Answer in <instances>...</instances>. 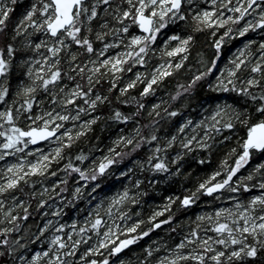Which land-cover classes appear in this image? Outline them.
<instances>
[{
	"label": "snow or ice",
	"instance_id": "6c2138e0",
	"mask_svg": "<svg viewBox=\"0 0 264 264\" xmlns=\"http://www.w3.org/2000/svg\"><path fill=\"white\" fill-rule=\"evenodd\" d=\"M205 5L202 7L199 0H27L9 32L10 17L19 3L0 0V39H4L0 47V161L15 157L0 168V264H74L80 245L93 240L92 233L94 243L79 255L81 264H126L119 254L163 225H169L168 237L143 246L138 264H246L247 258L256 257L258 250L264 249V38L248 39L236 48L223 69L217 67L226 38L264 31V0H205ZM178 24L183 25L179 32L174 28ZM205 29L215 38L213 55L208 59L201 55L203 70L197 68L187 86L179 84L171 100L192 93L214 75V70L219 75L208 82V88L235 93L236 97L231 103L214 104L211 114L198 121L188 116L175 132L161 136V122L178 116L187 103L171 107L170 102L160 100L148 107L147 115L152 119L141 123L137 117L144 115L146 98L185 66L195 33ZM42 48L44 52H40ZM113 49L118 51L108 54ZM18 50H31L36 55L17 60L21 74L13 87L11 74ZM155 55L160 59L149 67ZM134 65L142 68L119 87L121 95L115 100L134 104L135 109L126 113L113 105L107 116L108 120L131 122V132L115 136L107 152L87 167L74 162L69 154L61 166L63 179L51 184L31 179L56 175L53 163L64 160V152L72 147L74 139L86 136L103 116L100 113L82 120V114L112 104L109 95L121 75L132 72ZM106 75L108 94L96 90ZM138 84L143 85L139 95L130 96V90ZM164 104L168 106L162 107ZM66 122L72 123L66 126ZM237 128L244 134L234 146L229 145L218 167L189 194L168 196L165 205L147 217L144 227L141 225L145 221L140 218L128 223L132 219L128 205H136L138 197L146 194L141 187L144 180L137 176L133 181L129 176L132 167L115 173L130 181L131 187L102 195L104 179L113 174V166L145 146L146 158L135 161L140 172L147 169L179 176L184 174L182 161L188 153L208 150L207 156L199 159L204 164L206 159L211 160L213 145L218 143L214 134ZM177 141L179 150L170 158L168 150ZM41 142H48L49 150L38 147ZM254 157L258 160L251 169L238 175ZM88 159L89 154L82 150L75 156L79 162ZM72 173L80 182L73 184L65 207H74V202L90 189L99 197L92 210L82 224L77 219L71 226L45 219L32 231L29 221L34 214L61 216L64 209L60 205H55L53 213L47 211L49 200L52 196L66 199L61 194L69 192ZM224 191L238 194L227 197L234 201L231 207L202 212L196 220L205 224L189 227L179 240L171 238L175 220L170 210L176 200L182 208H188L200 195L216 200ZM244 193L248 195L241 199ZM88 203L92 205V199ZM165 212L169 214L159 218ZM42 240L46 244L40 250L29 251L31 245ZM97 255L100 258H93Z\"/></svg>",
	"mask_w": 264,
	"mask_h": 264
},
{
	"label": "trees",
	"instance_id": "16d2710c",
	"mask_svg": "<svg viewBox=\"0 0 264 264\" xmlns=\"http://www.w3.org/2000/svg\"><path fill=\"white\" fill-rule=\"evenodd\" d=\"M18 3L19 7L11 15L8 23L9 32H11V30L14 28V25L18 20L19 14L23 10L25 4L27 3V0H18ZM174 28L176 31L179 32L181 28H183V25L178 24L174 26ZM219 35L220 32L217 33V36ZM195 36L196 41L193 44V47L190 49L189 59L185 62V66L178 70L176 73H174L172 76L166 78L163 85L157 89V92L154 95H151L146 98V108L144 115L137 117V119H139L141 123H146L148 120L152 119L153 117H149L147 115L148 107L151 103H156L160 100L170 102L171 107H178L184 103H187L188 107L183 108L178 116L171 118V120L165 118L161 122V136L175 132L177 130L178 124L182 123L183 120L188 116H191L194 121H198L202 118L208 117L211 114L214 104L224 102L231 103L232 99L236 97L235 93H218L208 88V82H214L215 76L219 75V71L214 70V75L208 77L205 81L201 82L192 93L182 94L181 98L171 100V94L177 90V86L179 84H185V86H187V81L192 75V73L197 68L203 70L200 64L201 55L206 59L211 58L213 55L214 48L212 45L215 38L211 35V31L205 29L202 32L195 33ZM262 38H264V31H261L259 29L249 32L243 38L240 39L235 38L228 40V38H226V43L222 46V55L218 60V69H222V67H224L227 61L226 59L230 55V52L237 46V43H239V41H247L248 39L259 41ZM97 45H99V42H97ZM2 46H4V39H0V47ZM42 49H40V52L42 51ZM253 50H256L255 45L253 46ZM26 55L36 54L32 53L31 50H18L16 57H14V66L11 74V83L13 87H15L17 79L18 77H20L21 74V70L16 67V62L18 59ZM159 59L160 57L158 55L153 56L152 60L150 61L149 67H151L152 64L158 62ZM188 65H191L192 67L189 68ZM141 68L142 66L135 65L133 66L132 72H125L121 75L117 88L113 89L112 93L109 95V99L112 100V104L105 103L103 105L98 106L96 112L82 114V120L88 119L90 116L97 115L100 113H103V116L101 120L97 121V123L93 125V130L90 131L86 136H82L79 139H74L72 147L70 149H66L64 152V160H60L59 163H53L52 170L56 171V175L45 177H32L31 179H43L48 184L53 183L57 179H63L64 173L62 171L61 166L63 165V163H65L69 154L72 155L74 162L81 163V166L87 167L90 165L91 160L98 159L100 156L107 152V148L111 146L112 140L115 138V136L119 134H128L131 132V129L133 127V124L131 122L125 124L124 122L112 121L108 120L107 116L110 114V109L113 107V105L116 107H120L121 110L126 113H130L135 109L136 106L134 104H121L120 101L115 100V97L121 95L119 93V87L127 83L128 79L133 77V73L137 70H140ZM108 83L109 80L108 76L106 75L103 81H101V83L97 85L96 90L103 91L105 94H108ZM142 87L143 85L138 84L135 89L130 90L129 95L138 96ZM123 98L124 97L121 96V100ZM167 106L168 104L162 105V107ZM205 109H207V111ZM0 110H3V105H0ZM161 115L163 116V113ZM70 123L72 122H66V126H70ZM243 134L244 133L240 128H237L235 130L224 129L222 133L214 134L215 139L218 143L213 145L211 151V160L206 159L204 164H200L199 159L201 157H206L208 154V150L196 149L193 152L188 153L184 157L182 161L183 167L181 169L182 173L184 174L179 176H169L165 173H152L147 169H145L143 172H140L138 166H135V161L137 158H146L148 149L145 146L144 148L137 150L135 153L126 156L120 164L113 166V174L105 177L104 179V183L102 185V195L112 193L114 189L118 187L122 188L123 186L125 187L126 184V186L131 187L130 181L128 182L127 179H125L124 177H120L115 174L117 169L123 170L128 167H132L134 172L138 171V173H141L139 174V177L144 180V183L141 185V187L145 190L146 194H141L139 196L138 203L136 205H128V207L132 209V219L128 221V223H131L135 219L140 218L145 221V225H141V227H144L148 223L147 217L153 212H155L157 208L163 207L166 203V198L168 196H182L185 194H189V190H195L198 183L205 177V175L211 173L218 167L221 159L223 158L224 153L227 152L229 145L234 146L238 137L243 136ZM224 136L229 137V139L224 140ZM97 137H99V139H97ZM46 143L42 145H45ZM81 150L89 154V159L84 162L75 161L76 154ZM177 150H179L178 141L172 149L168 150L169 157L171 158L172 154ZM257 160L258 157H254L253 161L251 162L253 163ZM1 162L2 161H0V165ZM172 167L174 168L175 165H173ZM248 167L243 168L240 173H238V175L246 174V169ZM156 174H163L162 183H157L156 185L148 183V181H151V179H153ZM129 176H131V173H129ZM135 179V177L132 178L133 181ZM77 180V175L75 173H72L69 178V192L67 194L70 195L72 186L75 182H78ZM91 183L92 182H89V184ZM36 187H39V183H37ZM59 187L60 186H58L57 191L59 190ZM131 190L136 191L135 188H132ZM97 192H101V190L98 189ZM92 194L93 193L90 191V189L84 191L83 199L81 198L80 200L75 201L74 207L68 206L67 209L65 208L64 211L66 212V218H72L73 214L76 211L83 213L84 209L88 206V200L91 199ZM247 195V193L244 194V196ZM209 201H211L213 207L215 206V203H217L216 200L213 199V197L207 195H200L197 202L188 208H182L180 206V201H175L170 210L175 220V223L171 224V227L175 229V231L171 233V238L173 240L181 239L182 232L184 233L185 230H187L189 227H194L193 225H195L198 212ZM33 208H35V202H33ZM168 214L169 212H165L163 216L159 218H165ZM47 218L48 217H43L39 214H34L29 221V223L32 224V231H35V226L37 224H40L43 220ZM168 229L169 225H163L160 229H155L152 233L149 234V236L141 238L137 245H132L128 249H125L121 254H119L120 259H124L126 264H138L137 256L143 255L142 247L146 246L147 244L153 243L157 239L167 238L169 235ZM39 245L40 243L31 245L29 251L31 252L33 250H38ZM95 258L98 259L100 257ZM246 264H264V249L258 250V255L256 257L247 258Z\"/></svg>",
	"mask_w": 264,
	"mask_h": 264
},
{
	"label": "rangeland",
	"instance_id": "374dc122",
	"mask_svg": "<svg viewBox=\"0 0 264 264\" xmlns=\"http://www.w3.org/2000/svg\"><path fill=\"white\" fill-rule=\"evenodd\" d=\"M22 1H24V0H22ZM199 2H200V5L203 7V6H206L205 5V0H199ZM234 2H235V0H234ZM224 29H220V32H222ZM250 32H252V31H250ZM219 33V32H218ZM248 34V33H247ZM246 35V34H245ZM244 37V36H243ZM243 37H233L232 39H235V38H238V39H240V38H243ZM164 37H163V35L161 36V40L163 39ZM246 41L245 40H241V41H239V43H237V46L230 52V55L228 56V58L229 57H231L234 53H235V50H236V48L237 47H242L243 46V44L245 43ZM173 43H175V42H173ZM45 50L44 49H42V51L41 52H44ZM113 51H118V49H113V50H110V52L108 53V54H112V52ZM228 58L226 59L227 61H226V63L228 62ZM135 66V65H134ZM222 69H223V67H222ZM218 76V75H217ZM38 147H41V148H43L45 151H47V150H49V148H50V144L47 142L45 145H42V146H38ZM35 158V156H33V157H30V159H34ZM13 159H15V157H7V158H5V161H2L1 162V165H0V168H2L3 166H4V164H5V162H11ZM251 164H252V162H250V164L249 165H246L245 167H248L247 169H246V172L247 171H249L250 169H251ZM242 170V169H241ZM138 171L137 172H134L133 171V173H131V177L132 178H137V175L139 176V174H141V173H138ZM162 180H163V174H156L155 175V177L153 178V179H151V181H148V183H150V184H153V185H156L157 183H162ZM78 182H79V180H77ZM128 181V180H127ZM129 182V181H128ZM75 183H77V182H75ZM127 185V184H126ZM125 185V186H126ZM124 187V186H123ZM122 187V188H123ZM122 188H116V189H114L113 190V192L112 193H107V194H105L104 196H109V195H112V194H114L115 192H118V191H120ZM254 191H258V190H254ZM68 193V192H67ZM67 193H65V194H61V195H63V196H65L66 197V199L64 200V201H62V200H60L59 199V197H57V196H52V198H51V200H49V206H48V208H47V211L49 212V213H53L54 211H55V205H60L61 206V208H63L64 210H65V208L67 209V207H65V205H66V203H67V199L68 198H70V195L69 194H67ZM83 194H84V192H83ZM83 194H82V196H81V198L83 199ZM245 194V193H244ZM248 194V193H247ZM229 195H232V196H237L238 194H236V193H229L228 191H224L223 192V194H222V196H221V198L220 199H216V202L217 203H215V206L213 207L212 206V203H207L205 206H203L202 208H201V210L198 212V214H197V216L198 215H200L202 212H211V211H213V209L214 208H216V207H220V206H228V207H231L232 205H233V203H234V201L233 200H229V199H227V197L229 196ZM93 197H95V199H93ZM240 198L241 199H243L244 198V195L243 196H240ZM91 199H92V205H89V203H88V206H87V208H85L84 209V212L83 213H81V212H79V211H76L74 214H73V217L72 218H66V212L65 211H63V213L61 214V216H59V217H53L52 215H49V216H47L48 218L47 219H54V220H58V221H60V222H63V223H67V224H69V226H71V221L73 220V219H77V220H80V222H81V224L83 223V219L87 216V213L89 212V211H91L92 210V206L97 202V200L99 199V197L97 196V194L96 193H93L92 194V196H91ZM138 199H139V197H138ZM105 203H107V201H105ZM103 214V213H102ZM196 223H202V224H205L206 222H203V221H195V224ZM193 226H195V225H193ZM69 229H65V231H68ZM188 230V229H187ZM187 230H185V232L184 233H186L187 232ZM209 234H211V233H209ZM92 235H93V240H91V241H88L87 243H82L81 245H80V247H79V250H78V252H77V259L75 260V262L74 263H76V264H81V262L79 261V259H78V257H79V255H81L85 250H86V248L88 247V246H91L93 243H94V236H95V234L94 233H92ZM44 244H46V242L45 241H41L40 242V245H39V248H38V250H40V248H41V246L42 245H44ZM103 251V250H102ZM95 257H99L98 255L97 256H95ZM95 257H93V258H95Z\"/></svg>",
	"mask_w": 264,
	"mask_h": 264
},
{
	"label": "water",
	"instance_id": "95a60500",
	"mask_svg": "<svg viewBox=\"0 0 264 264\" xmlns=\"http://www.w3.org/2000/svg\"><path fill=\"white\" fill-rule=\"evenodd\" d=\"M44 143H46V142H41L38 146H40V145H42V144H44Z\"/></svg>",
	"mask_w": 264,
	"mask_h": 264
}]
</instances>
